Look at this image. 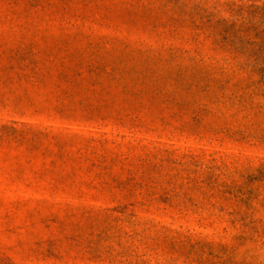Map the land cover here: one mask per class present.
<instances>
[{
	"label": "rangeland",
	"instance_id": "1",
	"mask_svg": "<svg viewBox=\"0 0 264 264\" xmlns=\"http://www.w3.org/2000/svg\"><path fill=\"white\" fill-rule=\"evenodd\" d=\"M0 264H264V0H0Z\"/></svg>",
	"mask_w": 264,
	"mask_h": 264
}]
</instances>
